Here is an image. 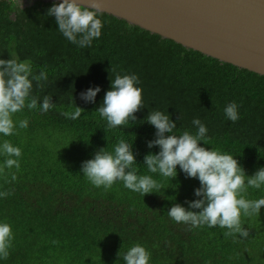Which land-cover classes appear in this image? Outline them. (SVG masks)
<instances>
[{
  "label": "trees",
  "instance_id": "trees-1",
  "mask_svg": "<svg viewBox=\"0 0 264 264\" xmlns=\"http://www.w3.org/2000/svg\"><path fill=\"white\" fill-rule=\"evenodd\" d=\"M54 3L60 2L0 0V59L28 60L33 73L48 74L43 88L33 81L37 108L14 114L15 133L0 134V143L7 139L22 150L19 170L0 174V192L11 193L0 197V222L13 233L9 257L0 264H125L118 252L135 244L150 253L149 264H264V206L260 215L241 214L247 238H225L227 229L219 226L191 228L175 222L168 210L179 203L198 211L186 201L199 198L194 195L199 180L186 177L179 165L170 179L144 164L145 155L159 152L158 146H147L156 129L145 120L158 110L176 122L177 135L195 134L192 120L198 117L208 129L201 146L232 155L247 176L264 167V75L99 11L101 36L79 48L58 31L55 17L46 15ZM113 68L138 75L144 106L134 113L135 122L108 128L96 109L110 90ZM96 86L101 91L95 103L80 98ZM45 95L55 107L42 112ZM233 101L236 122L224 114ZM76 106L84 109L78 119L61 114ZM23 119L27 128H19ZM121 139L132 144L137 175L157 180L158 192L142 196L119 180L108 190L97 188L80 171L83 161L101 148L114 152ZM3 161L0 156V165ZM261 197L264 185L248 188L247 199Z\"/></svg>",
  "mask_w": 264,
  "mask_h": 264
},
{
  "label": "clouds",
  "instance_id": "clouds-1",
  "mask_svg": "<svg viewBox=\"0 0 264 264\" xmlns=\"http://www.w3.org/2000/svg\"><path fill=\"white\" fill-rule=\"evenodd\" d=\"M46 15L55 17L58 31L79 48L91 47L93 40L101 36L103 23L98 18L95 0L89 5L79 0H62L58 4L54 3ZM112 74L114 79H111L110 90L106 91L102 104L96 109L100 117L106 119L108 128L126 125L129 119L135 122L137 118L134 113L144 106L142 89L137 87L138 75H121L114 68L111 69ZM47 80V72L41 70L38 74L33 73L28 60L17 57L0 59V134L8 137L15 133L17 125L13 119L14 114L25 107L29 110L37 108L38 97L31 94L33 81L37 87L43 88V82ZM100 91L99 86L90 87L80 93V98L86 103H95ZM39 106L42 112H47L55 107V103L51 96L45 95ZM83 111V108L76 106L74 111H64L61 114L76 120ZM224 114L228 120L238 121L240 116L237 103H228ZM178 119H182V114ZM145 120L156 129V138L148 141L147 146L150 149L153 146L159 147L158 153H149L144 157L148 171L173 179L177 176L176 168L179 165L186 177L197 178L200 182V187L194 190V195L199 198L186 201L189 209L198 211L188 210L176 203L168 210V216L177 223L190 225L191 228L204 225L226 228L225 238L235 239L237 234L241 238H247L249 230L242 226L241 214L245 217L260 215L264 197L247 199L246 195L249 187L260 189L264 185V167L247 176L232 155L201 146L200 142L205 141L208 129L198 117L192 120L197 128L195 134L185 130L179 135L174 133L176 122L162 111H150ZM18 125L19 128H27V119L19 120ZM21 155V148L7 139L3 140L0 143V156L4 157V161L0 165V174L13 167L19 170L18 158ZM136 162L132 144L121 139L114 146V152L101 148L92 159L83 161L80 171L97 188L103 186L108 190L119 180L125 188L142 196L158 192L162 185L150 175H137V169L133 167ZM16 179V174L12 172L11 180ZM10 194L8 191L0 192V197L7 198ZM12 239L11 226L0 222V259L6 260L9 257ZM118 256L122 257L125 264H149L150 259V253L140 244L131 246L122 254L119 251Z\"/></svg>",
  "mask_w": 264,
  "mask_h": 264
},
{
  "label": "water",
  "instance_id": "water-1",
  "mask_svg": "<svg viewBox=\"0 0 264 264\" xmlns=\"http://www.w3.org/2000/svg\"><path fill=\"white\" fill-rule=\"evenodd\" d=\"M79 2L89 5L93 0ZM95 3L99 12L264 75V0H95Z\"/></svg>",
  "mask_w": 264,
  "mask_h": 264
}]
</instances>
